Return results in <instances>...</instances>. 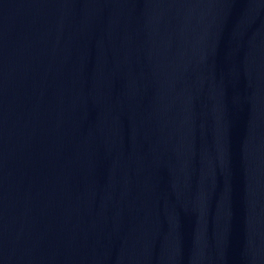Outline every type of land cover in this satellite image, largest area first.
<instances>
[{
  "label": "water",
  "instance_id": "1",
  "mask_svg": "<svg viewBox=\"0 0 264 264\" xmlns=\"http://www.w3.org/2000/svg\"><path fill=\"white\" fill-rule=\"evenodd\" d=\"M0 264H264V0H0Z\"/></svg>",
  "mask_w": 264,
  "mask_h": 264
}]
</instances>
